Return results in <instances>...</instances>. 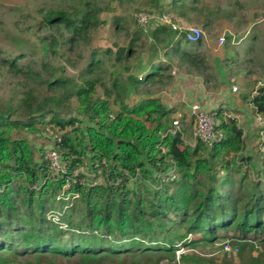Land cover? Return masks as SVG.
I'll return each mask as SVG.
<instances>
[{"label":"trees","instance_id":"16d2710c","mask_svg":"<svg viewBox=\"0 0 264 264\" xmlns=\"http://www.w3.org/2000/svg\"><path fill=\"white\" fill-rule=\"evenodd\" d=\"M203 2L143 0L140 6L147 10L135 12L166 14L173 24L216 39L223 34L228 54L223 60L210 62L197 52L203 37L188 42L183 33L155 21L144 30L136 14L130 24L119 16L115 32L131 30L127 45L90 51L77 79L51 61L89 44L103 24L100 15L110 8L96 0H68L42 11V20L24 33L12 34L0 24L6 40L0 78L13 80L10 98H0V264H160L159 254L180 247L188 250L180 255L181 264H213L216 259L195 249L223 239L243 262L246 248L264 245V184L246 182L248 171L240 173L252 160L245 154L243 130L228 117L232 113L224 107L213 111L222 141L191 148L168 132L176 112L155 96L172 85L173 59L182 72L203 73L206 88L216 90L217 75L208 70L212 64L240 65L231 42L250 29L248 39L258 43L253 52L262 46V57L256 53L248 60L254 66L247 67L242 87L238 79L230 84V75L225 79L244 89L241 102L253 113L245 133L256 134L254 146L264 152V125H252L255 114L264 120V19L233 17ZM143 46L149 55L134 71L131 61ZM252 74L260 79L252 80ZM48 130L59 135L53 148L67 167L55 181L45 156L51 147L44 144L50 142ZM81 166L91 176H73ZM172 168L174 181L157 178ZM231 231L235 237L218 235ZM249 259L264 264V253Z\"/></svg>","mask_w":264,"mask_h":264},{"label":"rangeland","instance_id":"374dc122","mask_svg":"<svg viewBox=\"0 0 264 264\" xmlns=\"http://www.w3.org/2000/svg\"><path fill=\"white\" fill-rule=\"evenodd\" d=\"M62 1L67 2L68 0H0V24L6 27L10 33H24L30 25H35L37 22L39 23L42 20V11H45L50 8H55L57 6L62 5ZM100 6L104 8H110V11H104L100 15V19L103 21V24L99 27V29L92 33L89 44L81 45L76 47L75 50L64 52L65 55L63 58H59L56 61H51V65L58 66L61 65L64 67V73L66 76L72 77L74 76L76 79L78 78V74L84 67L85 63L88 60V55L90 51L93 49L105 50L109 47H112L113 44H117L118 46H125L128 42L127 34H131V30L128 33H119L115 32V26L113 24L114 18L123 16L127 19L128 24H130V17L132 15L134 19V15L137 13L136 10L142 11L147 10L146 7H141L143 0H96ZM205 3H208L211 7H219L223 12H231L233 13V17H247L249 19L253 18L254 20L261 21L264 19V0H204ZM203 2V3H204ZM133 29V28H131ZM205 37L208 36L205 30H201ZM44 32L38 33L43 36ZM0 48L6 45V40L4 39V34L0 33ZM150 43V42H146ZM262 47V46H261ZM258 49L257 55L260 59L262 57L260 49ZM143 47L137 49V53L134 56V59L131 61V67L134 71H138L140 66L142 67L145 61L147 60V56L149 52L144 50ZM116 50V47H113ZM263 49V48H262ZM255 55V57H257ZM108 71L112 69L108 66ZM133 71V73H134ZM225 71V70H224ZM228 75V72L225 73ZM224 76V77H225ZM142 77V76H141ZM13 80L11 78H0V98L4 100H8L10 98L9 92V83L11 84ZM101 92L100 89H98ZM132 96L129 97V104L132 101ZM171 127V126H170ZM264 129V128H263ZM256 131V130H255ZM256 133V132H255ZM245 136V145L244 147H249L248 152L245 149L246 156L251 157V164L243 165V168L240 170V173H245L243 171H248V181L251 183H262L264 184V173H262V162H264V152H258L257 148L254 145L258 144L256 142L258 136L256 134H251L250 138L247 137V134L244 132ZM252 145L254 147H252ZM252 147V148H251ZM250 153V154H249ZM244 154V153H243ZM233 156L229 155L226 159L231 160ZM237 159V157H235ZM240 158L236 160V164H238ZM245 166V167H244ZM84 173H88L86 169L82 168ZM221 170H218V173ZM235 177H238L235 175ZM136 180V179H134ZM96 183H99L97 180ZM130 187V185H128ZM218 235H226L227 238L235 237L236 233L231 232H219ZM199 235H191L190 239H199ZM224 240V239H223ZM223 240H217L214 245H206L202 246L197 250L202 254L207 255V258L216 259L215 262L220 264V261L223 260L227 262V264H250L249 262V254L251 256H257L260 253H264V245H257L258 247L254 250L246 248L243 252L244 258L243 262H240L239 255L230 254L225 256L221 255L220 245ZM241 242V241H238ZM188 253V250L184 247H180L178 251H174L171 254H159L160 257H164L160 259V264H181L180 263V255ZM180 254V255H179ZM179 255V256H178ZM166 257V259H165ZM213 264H217V263ZM9 264H22L19 261L17 262H9Z\"/></svg>","mask_w":264,"mask_h":264},{"label":"crops","instance_id":"0c3cea01","mask_svg":"<svg viewBox=\"0 0 264 264\" xmlns=\"http://www.w3.org/2000/svg\"><path fill=\"white\" fill-rule=\"evenodd\" d=\"M249 31L250 29H247L243 37L238 40L234 39L231 42V45L234 47L238 55V62L241 63L240 65L228 64V66L224 68L219 67V65L212 64L213 70H208L211 77L217 75L218 86L216 90L206 88L203 73L200 74L192 72V74H188L186 72H182V70H179L176 67V60L173 59V64L171 66V75L173 77L172 85L167 89L156 93L155 96L161 98L167 108H174L176 112L175 116L181 114L182 120H186L188 122L190 121V109L193 105H198L200 110L208 113L217 111L218 109L224 107L235 116L236 119L234 120L236 121L238 127L242 129L243 132H246V128L250 124L249 120L252 111L248 106L249 104L244 105L241 102L239 95L244 89L239 88L235 84L228 86L224 76L225 73L228 72V75H230V79L228 80L229 83H234V81L238 79L241 87L244 82H247L245 81L246 71L248 70L247 67L249 66V69H251V67L254 66L250 64L248 60L256 55L257 52H253V50L254 47L256 48L258 46V43L253 41L252 38L248 39ZM205 36H203V44L199 47L197 52L210 62H213L212 59L223 60L227 54V52L224 51L223 45L218 47V39L210 37L209 35L207 37ZM220 36H223V34L218 35V37ZM225 69L226 71H224ZM251 71H254V69ZM251 77L252 80L260 79L253 74ZM258 84H260V82ZM258 86L259 85H256L252 91V96L256 94L255 90ZM233 88H236L235 92H233ZM252 125H254V127L256 125L254 120L252 121ZM44 144H47V141H45Z\"/></svg>","mask_w":264,"mask_h":264},{"label":"built area","instance_id":"2783aa9c","mask_svg":"<svg viewBox=\"0 0 264 264\" xmlns=\"http://www.w3.org/2000/svg\"><path fill=\"white\" fill-rule=\"evenodd\" d=\"M135 20L137 25L144 30L151 21H155L156 24L161 26L170 27L179 34L183 33L188 42H197L201 37L204 36L199 28H183L173 24L171 17L166 14L154 15L149 12H140L136 14ZM223 43L224 37L220 36L217 40V46L220 47L223 45ZM235 91L236 88H233V92ZM249 107L252 108L251 105H249ZM228 117L236 119L233 114L228 115ZM254 121L258 126L264 125V120L258 114L254 115ZM168 132L171 134H179L183 144L191 148H194L198 143L207 147H211L214 143H218L224 138L223 133L217 129L215 113L203 112L200 110L198 105L191 106L189 122L182 120L181 114L176 115L171 123V129ZM47 137L50 139V142L47 143H49L51 147L46 148L45 156L50 170L49 178L55 181L60 177V175L66 174L67 167L62 161L60 154L53 148L55 141H59V135H55L52 131L48 130ZM82 168H84V166L79 167L78 171L74 172L73 176H77L79 173L83 174L84 176H91L89 173H84ZM157 178H159L163 183L174 181L176 179L175 169L172 168L164 174H157ZM69 183L70 182L68 181L65 186L66 188L70 186ZM62 196H64V191H62L60 194V197ZM221 251L222 253L226 254H236L238 250L236 248H232L228 243H224Z\"/></svg>","mask_w":264,"mask_h":264},{"label":"clouds","instance_id":"9594fccd","mask_svg":"<svg viewBox=\"0 0 264 264\" xmlns=\"http://www.w3.org/2000/svg\"><path fill=\"white\" fill-rule=\"evenodd\" d=\"M226 243H228V242H226ZM223 244H224V243H222V245H221V246H223ZM228 244H229V243H228ZM229 245H230V244H229ZM220 251H221V250H220ZM221 252H222V251H221ZM236 254H237V253H236ZM229 255H230V254H229Z\"/></svg>","mask_w":264,"mask_h":264}]
</instances>
